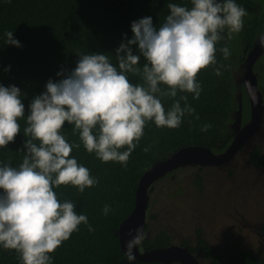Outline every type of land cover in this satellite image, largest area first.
Returning <instances> with one entry per match:
<instances>
[{"label": "trees", "instance_id": "1", "mask_svg": "<svg viewBox=\"0 0 264 264\" xmlns=\"http://www.w3.org/2000/svg\"><path fill=\"white\" fill-rule=\"evenodd\" d=\"M262 32L263 0H0V264H149L117 235L137 182L230 142ZM195 166L179 187L219 175Z\"/></svg>", "mask_w": 264, "mask_h": 264}, {"label": "flooded vegetation", "instance_id": "2", "mask_svg": "<svg viewBox=\"0 0 264 264\" xmlns=\"http://www.w3.org/2000/svg\"><path fill=\"white\" fill-rule=\"evenodd\" d=\"M239 79L241 81L240 77ZM236 112L239 114V111ZM250 112L249 108L245 116L241 117L240 125L250 119ZM263 148L264 122L262 121L261 128L253 135L252 140L241 147L233 157V161L231 160L232 162L227 165L215 166L216 174L219 175L208 179L209 182H217L216 180L220 179L223 171L230 174L231 169L233 173L234 169L240 167L243 170V175L236 180L237 183L240 181L237 190V192L240 191L237 193L238 200L237 197L225 200L222 194L216 192L211 197V201L205 200L204 203L199 204L202 202L201 199L199 201L193 197V200L188 201L190 192L182 195L177 193L175 190L177 188H175L173 191L165 193L171 197L168 203L164 193L161 194L160 191L156 192L155 197L156 189H154L157 184L161 185L160 182L165 177L154 181L147 190L148 202L144 218L145 224L138 241L139 252H147L154 248L186 249L188 253L186 259H191V264H230L246 254L261 264L264 261ZM256 149L259 152L256 157H252V153ZM241 186L249 187L251 193L246 194L247 192L242 190ZM193 189L191 188V191ZM260 190H262L260 192L262 198L258 197ZM173 192L174 194L171 195ZM175 201L177 204L174 203ZM192 201H195V204ZM205 204L212 205L210 214L207 210L209 209L208 205L206 208L203 207ZM218 216L223 218L222 222L217 220ZM146 262L149 264H184L176 259L168 263L157 260Z\"/></svg>", "mask_w": 264, "mask_h": 264}, {"label": "water", "instance_id": "3", "mask_svg": "<svg viewBox=\"0 0 264 264\" xmlns=\"http://www.w3.org/2000/svg\"><path fill=\"white\" fill-rule=\"evenodd\" d=\"M252 44L253 46L249 49L241 64L242 81L250 101L251 116L249 121L236 131L233 140L219 154H214L209 148L198 145L182 147L173 151L166 158L154 162L142 173L137 182L132 211L120 222L117 228L120 248L130 261L135 259L157 260L168 263L176 259L184 264H191V259H186V255H188L186 249L154 248L147 252H139L138 241L145 224L144 218L148 202L147 189L156 178L178 166L223 163L233 156L237 149L246 143L261 127L264 104H262V94L257 86L256 75L253 73V64L264 50V32Z\"/></svg>", "mask_w": 264, "mask_h": 264}, {"label": "rangeland", "instance_id": "4", "mask_svg": "<svg viewBox=\"0 0 264 264\" xmlns=\"http://www.w3.org/2000/svg\"><path fill=\"white\" fill-rule=\"evenodd\" d=\"M230 34H231L232 39H234V40L237 39V36H236L235 32H232V30H231ZM256 71L259 73V75H258V85H259L260 88L264 89V55L259 59V62L257 63V66L255 67V73H256ZM246 111H247L246 108H244V111H243L244 116H245ZM239 172H240V168H238L236 170V172H235V174L237 175L238 178H240V176H242L241 174H239ZM204 174L209 176L208 171H204ZM179 176H180V174L179 175H173V177H175V178H173V177L169 178L168 177L165 180L161 181L160 182L161 185H165V184H170L171 183V187H170L169 191H164L163 187H160V188L156 187L155 197H156V192L160 191L161 194L164 193L165 200L169 203L170 200H171V197H170L169 194H165V193L171 192L175 188H177V189H175L177 191V193L182 194V195L186 194L187 192H190L188 201L193 200V197H196L199 201L201 199L202 202H200L199 204L204 203L205 200L211 201L212 200L211 197H213L216 192L222 194L224 196L225 200L226 199L232 200L234 197H237V200H238V194H236V193H237V190L239 188L240 181L238 182L237 186H234V182H237L236 180L231 181L228 178H225L224 180L221 179V182L218 181L219 179L216 180L218 182H215V181L209 182V181H207V183L204 184L205 188L203 190L196 188V189H193L191 191L192 187H190V184H189V181H188V177L187 178L183 177L185 179V186L182 185L181 187H179V185L175 182L176 180L178 181ZM223 182H224V184H223ZM220 183L222 185H219ZM258 186L261 188V186L259 184H258ZM259 187H257V188H259ZM241 189L245 190L247 192L246 194H248V195L251 193V190L249 189V187L244 188L243 186H241ZM261 191L262 190L259 191V195H258L259 198H262V195L260 193ZM238 192H240V191H238ZM173 194H174V192L171 195H173ZM176 202L177 201H175L174 203L177 204ZM192 202L195 204V201H192ZM213 202H211V203L213 204ZM206 206L209 208L207 210H208V214H210L212 205L211 204H205L203 207L206 208ZM217 220L222 222L223 218L221 216H218ZM218 225H220V224H218Z\"/></svg>", "mask_w": 264, "mask_h": 264}, {"label": "clouds", "instance_id": "5", "mask_svg": "<svg viewBox=\"0 0 264 264\" xmlns=\"http://www.w3.org/2000/svg\"><path fill=\"white\" fill-rule=\"evenodd\" d=\"M249 51V50H248ZM248 51H246V54H247V52ZM245 57H246V55H245ZM244 57V58H245ZM244 58H243V60H242V62H241V64L243 63V61H244ZM240 68H241V65H240ZM240 71H241V73H240V75H239V77L241 78V81H240V79H239V83L240 84H242V86L244 87V84H243V81H242V69H240ZM253 73L256 75V78H257V86H258V89H259V91L261 92V94H262V104H263V90H262V88H260L259 87V85H258V75H259V73H255V70H254V64H253ZM245 88V87H244ZM246 91V90H245ZM241 92V91H240ZM240 95H241V98H242V94L241 93H239V103H238V108L235 110V119L233 120V123H232V127H233V137L231 138V140H230V142L233 140V138H234V135H235V133H236V131L238 130V129H240L243 125H240V119H241V117H243L244 116V114H243V111H244V105L242 104V101H241V98H240ZM246 95H247V99H248V104H249V107L247 108L246 107V105H245V108H246V110L248 111V109L250 108V101H249V96H248V94H247V92H246ZM236 111H239V114L236 112ZM246 111V112H247ZM246 114V113H245ZM246 118V117H245ZM245 120V119H244ZM248 121H249V119H248ZM247 121V122H248ZM263 122H264V116H263V120H262ZM246 122V123H247ZM262 125V124H261ZM261 128V127H260ZM259 128V129H260ZM258 129V130H259ZM252 138H253V135H252V137L248 140V141H250V140H252ZM247 141V142H248ZM230 142L224 147V149L223 150H221V151H219V152H213L212 151V149L211 148H209V147H207V148H209L214 154H219V153H221V152H223L225 149H226V147L230 144ZM246 142V143H247ZM245 144V143H244ZM244 144H242L238 149H237V151L235 152V154L233 155V156H231L228 160H226V161H224L223 163H220V164H213V165H209V166H207V165H197V164H187V165H184V166H178V167H176V168H173V169H171L170 171H167L166 173H164L163 175H161V176H159L158 178H156L154 181H156V180H158V179H160V178H162V177H165L164 178V180L166 179V178H170V177H173V175H179V174H181V170H179V171H176L178 168H183V167H185V166H188V165H196V166H206L207 168H210V167H215V166H218V165H221V164H224V165H227V164H229V163H231L233 160V157L236 155V153L241 149V147H243V145ZM186 147H188V146H186ZM202 147H206V146H202ZM180 148H182V147H180ZM179 149V148H178ZM264 149V148H263ZM177 150V149H176ZM175 151V150H174ZM172 153V152H171ZM170 153V154H171ZM169 154V155H170ZM166 158V157H165ZM164 159V158H163ZM161 160V159H160ZM232 160V161H231ZM157 161H159V160H157ZM156 162V161H155ZM153 164V163H152ZM151 164V165H152ZM150 167V166H149ZM238 168H240V167H237L236 169H234L233 171V173H232V169L230 170V174H227V172L226 171H223L222 172V174L223 175H221V177H220V179L218 180V181H220L221 182V179H225V178H228L229 180H231V181H234V180H237L238 179V177H237V175L235 174V172H236V170L238 169ZM147 169V168H146ZM145 169V170H146ZM144 170V171H145ZM175 172V173H174ZM210 170L208 171V174H210ZM169 173H174L173 175H171L170 176V174ZM239 174H241V175H243V170L240 168V172H239ZM225 175H227V177L225 176ZM241 177V176H240ZM173 178H175V177H173ZM207 181H209L208 179H206ZM153 181V182H154ZM217 181V182H218ZM152 182V183H153ZM211 182H213V181H211ZM225 182V181H224ZM224 182H223V184H224ZM151 183V184H152ZM150 184V185H151ZM150 185H149V187H150ZM219 185H222L221 183L219 184ZM238 185V183L237 182H234V186H237ZM233 186V187H234ZM148 190V189H147ZM238 193V192H237ZM236 193V194H237ZM133 204H134V202H133ZM146 206H147V204H146ZM132 211V210H131ZM126 218V217H125ZM159 249H162V248H159ZM136 260V259H135ZM131 261H133L134 262V260H131ZM150 261H152V260H150Z\"/></svg>", "mask_w": 264, "mask_h": 264}]
</instances>
